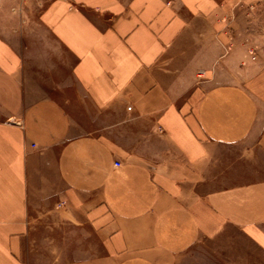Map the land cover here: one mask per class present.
Returning <instances> with one entry per match:
<instances>
[{"label":"crops","instance_id":"crops-1","mask_svg":"<svg viewBox=\"0 0 264 264\" xmlns=\"http://www.w3.org/2000/svg\"><path fill=\"white\" fill-rule=\"evenodd\" d=\"M236 7L264 0H0V264L43 217L82 237L69 264H264V66Z\"/></svg>","mask_w":264,"mask_h":264},{"label":"rangeland","instance_id":"rangeland-1","mask_svg":"<svg viewBox=\"0 0 264 264\" xmlns=\"http://www.w3.org/2000/svg\"><path fill=\"white\" fill-rule=\"evenodd\" d=\"M48 1L26 0L27 8H31L33 5L39 10ZM234 11L230 16L223 15V24L228 32H232V35L238 38L239 41L250 45L252 59L260 61L264 66V9L236 7ZM224 13L226 12L224 11ZM244 34H247L245 35L246 38H244ZM60 218L62 217L60 216ZM36 221L43 223L36 225L38 227L34 229L30 246H26L24 250L23 257L28 264H69L78 262L84 256L82 237L74 236L72 239H67L65 236L66 231L57 228L51 229L49 222H45L49 221L45 217L37 218ZM52 232H58L59 238H52ZM69 240H74L72 245L66 243ZM70 257L71 260L68 259Z\"/></svg>","mask_w":264,"mask_h":264},{"label":"built area","instance_id":"built-area-1","mask_svg":"<svg viewBox=\"0 0 264 264\" xmlns=\"http://www.w3.org/2000/svg\"><path fill=\"white\" fill-rule=\"evenodd\" d=\"M198 78H202V75H201V74H199V75H198Z\"/></svg>","mask_w":264,"mask_h":264}]
</instances>
